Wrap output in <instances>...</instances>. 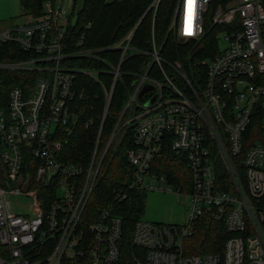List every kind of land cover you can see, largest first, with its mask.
Instances as JSON below:
<instances>
[{"label":"built area","instance_id":"1","mask_svg":"<svg viewBox=\"0 0 264 264\" xmlns=\"http://www.w3.org/2000/svg\"><path fill=\"white\" fill-rule=\"evenodd\" d=\"M159 2L150 0L143 13L151 15L143 47L132 43L142 16L101 49L84 45L91 24L83 23L80 47L70 49L67 37L76 17L51 1L40 15L0 29V42L35 54L0 63L29 71L26 87L13 85L0 109V264H264L263 0H176L168 28L175 41L197 40L208 25L216 37V52L202 60L204 69L195 77L180 59L162 56L165 39L158 41L154 27ZM133 54L148 59L128 73L122 64ZM94 62L105 64L111 86L90 158L81 164L61 158V137L80 115L84 94L76 78L98 77ZM121 75L133 80L101 150L102 124ZM146 84L152 88L138 97ZM131 123L129 178L114 190L115 202L129 200L133 190L183 195V224L137 218L126 229L114 202L88 209L100 161L120 125ZM164 149L184 160L183 185L152 168ZM25 152L31 161L24 160ZM11 194L32 199L24 213L11 209ZM202 216L223 224L228 236L222 251L185 253L184 240ZM129 244L136 248L130 254Z\"/></svg>","mask_w":264,"mask_h":264},{"label":"trees","instance_id":"2","mask_svg":"<svg viewBox=\"0 0 264 264\" xmlns=\"http://www.w3.org/2000/svg\"><path fill=\"white\" fill-rule=\"evenodd\" d=\"M24 15L38 16L43 11V5L53 0H18ZM150 0H73L72 14L76 22L68 32L67 40L71 41L70 49L76 50L80 29L83 23L90 22L91 26L86 32L84 45L101 49L115 42L119 36L137 24L145 12ZM264 3V0H263ZM176 0H160L154 20V27L159 42L164 41L162 56L169 60L180 59L188 75L198 76L204 69L202 60L216 52V37L210 25L206 26V32L199 39L186 41L184 45L175 41L168 32V22L174 11ZM150 13H146L140 20L134 33L132 43L134 46H145L150 32ZM264 38V25L262 27ZM183 43V42H182ZM169 45L170 52L163 55L165 47ZM215 46V48H214ZM107 51L99 52L103 58ZM35 54L23 51L16 43L0 42V63L10 60H24L34 57ZM148 57L145 54H133L122 64L123 70L136 72L145 67ZM82 66L81 61L75 63ZM91 66L98 72V77L87 78L79 74L76 78V87L83 92L84 97L79 100L80 115L75 125L63 134L62 159L78 161L85 164L89 158L101 125L107 93L111 86V80L104 70L103 62H94ZM28 70H10L0 67V108H6L9 90L13 85L26 87V75ZM30 75L37 74L30 71ZM130 76L121 75L114 84L111 98L107 107L104 122L102 124L101 145L104 147L108 135L113 129L126 101L127 90L132 83ZM89 124L85 126V122ZM121 121L120 123H122ZM132 123L118 128L115 138L104 153L94 181L88 205L89 210L96 211L103 208L111 201L114 202V211L124 220L126 229H130L135 219L142 213L141 192L131 191V198L123 202H115L114 190L121 187L127 181L130 166L126 159V149L132 146ZM25 161H31L29 152H25ZM98 161V159H97ZM152 168L158 173L167 174L171 182L183 185L182 182L188 175L184 160L176 153L164 149L153 162ZM228 236L223 224L208 216H202L196 224L193 233L184 240L185 253H210L220 252L223 243ZM136 248L127 246L130 254Z\"/></svg>","mask_w":264,"mask_h":264},{"label":"rangeland","instance_id":"3","mask_svg":"<svg viewBox=\"0 0 264 264\" xmlns=\"http://www.w3.org/2000/svg\"><path fill=\"white\" fill-rule=\"evenodd\" d=\"M54 2L57 5H63L67 9H71L73 4V0H54ZM10 16L12 18H8ZM0 19H13L14 23H22L27 17L22 13L18 0H0ZM167 28H169V22ZM179 44L184 45L185 43L179 42ZM168 52H170L169 45L165 47L163 55L166 56ZM100 154L101 151L97 159H99ZM140 194L142 213L139 218L154 223H168L174 225H181L186 222L188 197L180 195L179 198H176L173 193L161 191H144ZM8 199L11 203V209L17 213H24L25 205H29L32 202L30 197L19 194L8 195Z\"/></svg>","mask_w":264,"mask_h":264},{"label":"crops","instance_id":"4","mask_svg":"<svg viewBox=\"0 0 264 264\" xmlns=\"http://www.w3.org/2000/svg\"><path fill=\"white\" fill-rule=\"evenodd\" d=\"M52 3H55L54 0L52 1ZM25 16L27 17V19L30 18L29 15H25ZM8 18H12V17L10 16ZM27 19H25V20H27ZM15 24H17V23H14L13 19H8V20L0 19V29L5 28V27H10V26H13Z\"/></svg>","mask_w":264,"mask_h":264},{"label":"water","instance_id":"5","mask_svg":"<svg viewBox=\"0 0 264 264\" xmlns=\"http://www.w3.org/2000/svg\"><path fill=\"white\" fill-rule=\"evenodd\" d=\"M151 88H152V85H151V84H146V85H144V87L142 88V90L139 92L138 97H140V96L142 95L143 92H145L146 90L151 89ZM152 100H153V99H152ZM152 100H149V101L147 102V105H148L149 103H151Z\"/></svg>","mask_w":264,"mask_h":264}]
</instances>
